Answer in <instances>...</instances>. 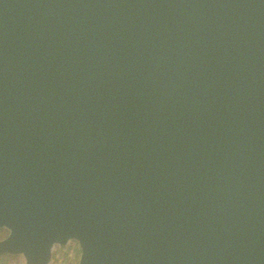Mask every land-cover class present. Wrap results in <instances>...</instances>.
<instances>
[{
    "label": "water",
    "instance_id": "95a60500",
    "mask_svg": "<svg viewBox=\"0 0 264 264\" xmlns=\"http://www.w3.org/2000/svg\"><path fill=\"white\" fill-rule=\"evenodd\" d=\"M0 253L264 264V0H0Z\"/></svg>",
    "mask_w": 264,
    "mask_h": 264
},
{
    "label": "rangeland",
    "instance_id": "374dc122",
    "mask_svg": "<svg viewBox=\"0 0 264 264\" xmlns=\"http://www.w3.org/2000/svg\"><path fill=\"white\" fill-rule=\"evenodd\" d=\"M6 229L0 228V238L6 235ZM80 255L76 241H69L64 246L54 245L48 264H77ZM0 264H24L19 254L0 253Z\"/></svg>",
    "mask_w": 264,
    "mask_h": 264
},
{
    "label": "built area",
    "instance_id": "2783aa9c",
    "mask_svg": "<svg viewBox=\"0 0 264 264\" xmlns=\"http://www.w3.org/2000/svg\"><path fill=\"white\" fill-rule=\"evenodd\" d=\"M70 241H74V240H70ZM68 242H69V241H68ZM68 242H67V243H68ZM67 243H66V244H67ZM58 246H59V245H58Z\"/></svg>",
    "mask_w": 264,
    "mask_h": 264
}]
</instances>
